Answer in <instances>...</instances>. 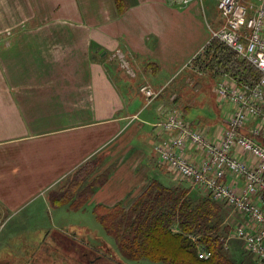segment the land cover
<instances>
[{
  "label": "crops",
  "instance_id": "obj_1",
  "mask_svg": "<svg viewBox=\"0 0 264 264\" xmlns=\"http://www.w3.org/2000/svg\"><path fill=\"white\" fill-rule=\"evenodd\" d=\"M125 1L119 13L114 0H0V264H32L46 239L61 256L89 259L92 246L110 243L77 216H94L97 204L129 206L152 178L189 185L169 184L153 145L167 133L156 124L174 105L196 125L185 115L192 103L177 106L168 94L199 86L204 73L191 60L222 25L220 13L207 0ZM118 49L135 76L119 66ZM141 84L168 91L147 103ZM224 122L206 128L216 134ZM187 153L198 160L194 147ZM91 159L106 179L86 207L53 206L50 192Z\"/></svg>",
  "mask_w": 264,
  "mask_h": 264
},
{
  "label": "built area",
  "instance_id": "obj_2",
  "mask_svg": "<svg viewBox=\"0 0 264 264\" xmlns=\"http://www.w3.org/2000/svg\"><path fill=\"white\" fill-rule=\"evenodd\" d=\"M173 1L181 7L202 2ZM217 8L222 25L211 31V37L250 62L259 72L258 80L250 85L222 76L215 92L231 108L218 133L191 124L178 108L170 107L168 117L156 124L167 136L153 145L174 179L188 182L238 214L229 238L240 240L255 263L264 264V0H217ZM113 55L129 76H135L121 50ZM139 89L150 103L164 87L142 84ZM189 146L198 150L197 163L189 159ZM210 255L198 248L199 258Z\"/></svg>",
  "mask_w": 264,
  "mask_h": 264
},
{
  "label": "trees",
  "instance_id": "obj_3",
  "mask_svg": "<svg viewBox=\"0 0 264 264\" xmlns=\"http://www.w3.org/2000/svg\"><path fill=\"white\" fill-rule=\"evenodd\" d=\"M114 1L118 12L122 13L126 1ZM191 68L207 77L228 75L250 85L259 77L258 70L250 62L216 38L209 39L195 55ZM184 94L179 93L178 99L182 100ZM175 97L171 103L176 104ZM100 166L96 159L83 163L50 192L51 204L70 210L84 209L96 187L106 179V175L97 173ZM227 209L230 208L206 193L191 192L181 185L167 186L152 178L129 206L122 202L111 206L97 204L93 214L125 259L165 264H240L244 260H239L236 248L230 244L233 225L225 221ZM199 247L210 251V257L199 258ZM102 249L92 246L89 253L100 257ZM111 260L112 256L106 262L111 264ZM251 264L256 263L252 260Z\"/></svg>",
  "mask_w": 264,
  "mask_h": 264
},
{
  "label": "rangeland",
  "instance_id": "obj_4",
  "mask_svg": "<svg viewBox=\"0 0 264 264\" xmlns=\"http://www.w3.org/2000/svg\"><path fill=\"white\" fill-rule=\"evenodd\" d=\"M203 1L204 0H202V3H203ZM215 3H216V0H207V5L210 7V12L214 13V14H216V13L218 14V10L215 6ZM203 21L205 22L207 20L205 18H203ZM221 78H222V76L207 77V76L202 75L198 81L199 86L197 85L196 88H192V86L189 87L188 85H185V87H184V93L185 94H184V97L182 96L183 97L182 100H181V98L178 99L177 96L175 97L177 106L182 107L185 104V101L187 103H192L190 110L188 112H185V115H186L187 119L197 121L196 126H199V128H206L207 124L211 123L214 119H217L218 117L223 118L224 116H226V113L231 108V103L229 101L218 100V96L215 92V87H216L217 83L221 80ZM174 87H176V86H174V84H172L171 88L176 90ZM197 87H198V89H197ZM166 90L168 91V88H166L164 90V92ZM164 92L162 91L161 93H164ZM169 94H168L169 97L175 96V94H171V96ZM169 99H170V101L172 100L171 98H169ZM179 100H181V101L178 103ZM183 100H185V101H183ZM171 107H174V105ZM217 115H219V116L217 117ZM197 117H206V118H208V120H205L204 122H202L199 125L200 119H198V120L195 119ZM167 174H169V178H170L169 184L183 183L184 182V185H185V183H188L185 181H181L180 179H174L173 175L170 172H167ZM185 187L188 188L189 190H191V192H198L199 191L196 188L194 189L190 184L189 185L186 184ZM227 210L228 211H227L225 221L229 225H232L233 219L235 221H237L239 219V217H238V214L233 212V210L231 208L227 209ZM82 218H85L88 221L91 220V222H87V224L92 223V224H90L91 225V228H90L91 231L102 232L103 235H105V236L107 235V233L104 231V229L96 222L94 216L92 215V213L90 211L76 217L77 220H81ZM33 225L34 224L31 223V226H33ZM72 231H74L76 233V235L79 233L78 229H73ZM5 232L6 231H3L1 233L0 243L4 239ZM107 237H108V240L110 243V245H109L110 247H108V248L101 247V248H103L102 249L103 251H102V255L100 257L95 256L96 254L93 252L89 253V257H88L89 259L80 258L79 256H78V258H76V257L73 258L71 255H67L66 257L61 256L56 250L52 249L53 247H51V246H52L53 242H51L50 239L49 240L46 239L47 242L45 241L40 246L37 245L35 247V249H34L35 250V253H34L35 259L32 261V264H89L88 263L89 260H91L93 262V264H100L101 261H103L102 264H110L109 262H105V261L110 259L111 256H112V260H111L112 263L111 264H165V263L160 262V261H150V260H146V259H141V260H137V261L125 259L118 252L112 237H110L109 235H107ZM230 244L232 246H236L237 250L239 251V253H240V254H238V256L240 258L239 260H244V261L240 262V264L241 263L251 264L253 257L246 253L244 244L240 240L232 237L230 239ZM107 249H109L108 254L105 253V252H107ZM240 250L244 251V252H240ZM109 251H110L111 256L109 255ZM24 256H26V255H24ZM21 257L22 256H20V259H22ZM4 263L5 264H11V263H9L8 260H5ZM4 263H2V264H4ZM20 264H24V263H20Z\"/></svg>",
  "mask_w": 264,
  "mask_h": 264
},
{
  "label": "bare ground",
  "instance_id": "obj_5",
  "mask_svg": "<svg viewBox=\"0 0 264 264\" xmlns=\"http://www.w3.org/2000/svg\"><path fill=\"white\" fill-rule=\"evenodd\" d=\"M217 39V38H216ZM124 71H125V69H123ZM126 72V71H125ZM163 90H161L158 94H157V96H159V94H161V92H162ZM168 113L169 112H166V118L168 117ZM158 123V122H157ZM158 127V126H157ZM189 159H190V157H189ZM191 160V159H190ZM192 162H195V163H197L198 162V160L197 161H193V160H191Z\"/></svg>",
  "mask_w": 264,
  "mask_h": 264
},
{
  "label": "water",
  "instance_id": "obj_6",
  "mask_svg": "<svg viewBox=\"0 0 264 264\" xmlns=\"http://www.w3.org/2000/svg\"><path fill=\"white\" fill-rule=\"evenodd\" d=\"M0 215H1V212H0Z\"/></svg>",
  "mask_w": 264,
  "mask_h": 264
}]
</instances>
